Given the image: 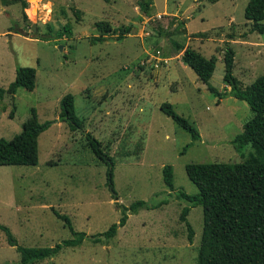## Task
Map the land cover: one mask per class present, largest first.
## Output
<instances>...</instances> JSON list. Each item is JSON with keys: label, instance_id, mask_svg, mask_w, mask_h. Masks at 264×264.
<instances>
[{"label": "rangeland", "instance_id": "374dc122", "mask_svg": "<svg viewBox=\"0 0 264 264\" xmlns=\"http://www.w3.org/2000/svg\"><path fill=\"white\" fill-rule=\"evenodd\" d=\"M248 2L153 0L146 13L139 0H0V138L20 134L33 108L49 125L39 136L37 165H0V223L21 245L53 246L72 236L55 211L92 235L119 222L135 201L168 200L127 212V224L107 244L86 240L34 264H197L203 208L188 214L195 231L190 242L181 220L190 204L176 196L180 190L198 192L186 165L242 162L256 154L251 145L240 153L232 143L254 111L246 101L212 90L230 88L224 80L228 45L236 52L240 81L251 84L264 74V33L251 31ZM100 21L111 28L104 41L96 40L103 33ZM126 26L130 33L119 39ZM186 48L217 56L209 82L183 60ZM20 66L36 68V86L12 95L7 89ZM68 93L84 120L75 131L60 120ZM164 102L198 128L200 140L162 111ZM87 132L115 161L114 188ZM168 164L174 167V190L164 181ZM20 258L0 231V264H20Z\"/></svg>", "mask_w": 264, "mask_h": 264}, {"label": "trees", "instance_id": "16d2710c", "mask_svg": "<svg viewBox=\"0 0 264 264\" xmlns=\"http://www.w3.org/2000/svg\"><path fill=\"white\" fill-rule=\"evenodd\" d=\"M216 2L218 0H211ZM142 11L148 13L153 0H139ZM28 4L24 2V7ZM245 17L252 22L251 31L264 33V0H249ZM102 33L96 40H106L111 31L107 22L97 23ZM64 30H69L66 25ZM131 26L120 30L119 39L130 33ZM246 34H244L245 36ZM234 38L235 35H229ZM179 49H184L178 44ZM183 60L194 69L198 77L209 82L214 75L217 56L206 58L201 53L186 48ZM236 52L228 45L224 52L225 74L224 80L230 87L221 92L212 88L220 98L234 96L246 101L254 111V116L245 124L244 130L236 135L232 141L235 149L242 153L251 145L256 154L242 162H212L189 163L186 172L189 179L196 185L195 194L180 190L177 198L186 200L190 205L183 208L181 220L188 229V238L193 242L195 231L188 219L192 207L203 208V232L199 246L197 264H264V74L251 84H245L234 75ZM37 70L31 66L17 68L16 78L9 84V94H16L23 87L34 90L36 86ZM162 111L171 117L179 126L187 130L194 141L200 140L198 128L185 116L180 115L170 102L161 105ZM24 122L20 134L12 139L0 138V165H37L39 163V136L49 125L39 121L36 110ZM13 117V111H12ZM60 120L68 122L72 130L83 128L84 120L77 114L75 96L66 94L61 100ZM89 146L94 153L108 164V185L114 188L115 161L105 151L102 141L91 132L86 133ZM163 176L166 185L174 190V167L165 165ZM149 205L144 200H138L129 207H124L123 216L119 222L113 223L106 231L88 235L77 231L71 218L67 214L55 211L57 216L65 222L72 234L53 246H24L18 243L11 229L0 223V231L7 235V241L15 246L20 253V264H34L56 257L67 247H77L86 240L98 244H107L116 237L120 227L127 224L128 213L137 212L140 208H157L162 203Z\"/></svg>", "mask_w": 264, "mask_h": 264}, {"label": "water", "instance_id": "95a60500", "mask_svg": "<svg viewBox=\"0 0 264 264\" xmlns=\"http://www.w3.org/2000/svg\"><path fill=\"white\" fill-rule=\"evenodd\" d=\"M60 49L62 50V46H60ZM115 195V197H117V195L116 194H114Z\"/></svg>", "mask_w": 264, "mask_h": 264}, {"label": "built area", "instance_id": "2783aa9c", "mask_svg": "<svg viewBox=\"0 0 264 264\" xmlns=\"http://www.w3.org/2000/svg\"><path fill=\"white\" fill-rule=\"evenodd\" d=\"M160 59V58H159Z\"/></svg>", "mask_w": 264, "mask_h": 264}]
</instances>
